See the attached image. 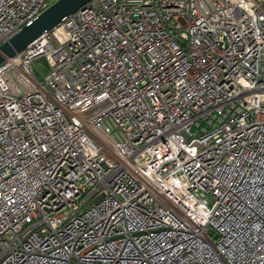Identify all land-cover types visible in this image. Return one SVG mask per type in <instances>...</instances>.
<instances>
[{
	"label": "built area",
	"instance_id": "built-area-1",
	"mask_svg": "<svg viewBox=\"0 0 264 264\" xmlns=\"http://www.w3.org/2000/svg\"><path fill=\"white\" fill-rule=\"evenodd\" d=\"M0 264H264V0H90L0 62Z\"/></svg>",
	"mask_w": 264,
	"mask_h": 264
},
{
	"label": "water",
	"instance_id": "water-1",
	"mask_svg": "<svg viewBox=\"0 0 264 264\" xmlns=\"http://www.w3.org/2000/svg\"><path fill=\"white\" fill-rule=\"evenodd\" d=\"M90 0H56L29 25L24 26L7 42L0 45V62L12 58L34 41L48 34L67 16L82 9Z\"/></svg>",
	"mask_w": 264,
	"mask_h": 264
},
{
	"label": "rangeland",
	"instance_id": "rangeland-1",
	"mask_svg": "<svg viewBox=\"0 0 264 264\" xmlns=\"http://www.w3.org/2000/svg\"><path fill=\"white\" fill-rule=\"evenodd\" d=\"M35 76L38 80L42 81L46 75V68L44 60L40 59L34 63Z\"/></svg>",
	"mask_w": 264,
	"mask_h": 264
}]
</instances>
